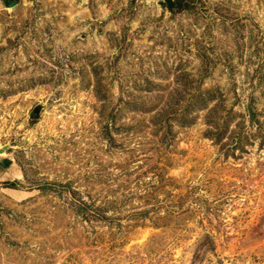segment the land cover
Segmentation results:
<instances>
[{
	"label": "rangeland",
	"instance_id": "obj_1",
	"mask_svg": "<svg viewBox=\"0 0 264 264\" xmlns=\"http://www.w3.org/2000/svg\"><path fill=\"white\" fill-rule=\"evenodd\" d=\"M162 1L0 0V264H264V0Z\"/></svg>",
	"mask_w": 264,
	"mask_h": 264
},
{
	"label": "trees",
	"instance_id": "obj_2",
	"mask_svg": "<svg viewBox=\"0 0 264 264\" xmlns=\"http://www.w3.org/2000/svg\"><path fill=\"white\" fill-rule=\"evenodd\" d=\"M162 7L170 12L172 15L187 13L192 14L196 11L199 0H164L160 3ZM219 95L216 90H198L193 96V100L185 105L184 109V123H182V127H190L193 123L192 119H186L190 113L196 111H203L207 109L210 103L217 101ZM9 188H15V184H6ZM98 211L95 212L89 211L86 214L83 213L84 218L87 221H94L93 219L100 220V217L97 216Z\"/></svg>",
	"mask_w": 264,
	"mask_h": 264
},
{
	"label": "water",
	"instance_id": "obj_3",
	"mask_svg": "<svg viewBox=\"0 0 264 264\" xmlns=\"http://www.w3.org/2000/svg\"><path fill=\"white\" fill-rule=\"evenodd\" d=\"M4 3V6L8 9H15L19 5L21 0H1ZM26 1H32V0H26ZM42 106L38 105L33 109V111L30 114L31 119H39L41 117L42 112ZM8 149V146H4L0 148V154H3Z\"/></svg>",
	"mask_w": 264,
	"mask_h": 264
},
{
	"label": "crops",
	"instance_id": "obj_4",
	"mask_svg": "<svg viewBox=\"0 0 264 264\" xmlns=\"http://www.w3.org/2000/svg\"><path fill=\"white\" fill-rule=\"evenodd\" d=\"M158 1H159V0H158ZM2 161H3V164H4V168H5V166H7V169H9V167L12 165V164H11V160L3 159ZM11 167H13V166H11Z\"/></svg>",
	"mask_w": 264,
	"mask_h": 264
}]
</instances>
